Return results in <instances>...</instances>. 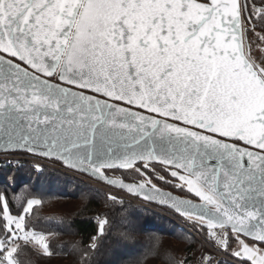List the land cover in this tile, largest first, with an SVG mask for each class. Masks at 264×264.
<instances>
[{"label": "snow or ice", "instance_id": "obj_1", "mask_svg": "<svg viewBox=\"0 0 264 264\" xmlns=\"http://www.w3.org/2000/svg\"><path fill=\"white\" fill-rule=\"evenodd\" d=\"M254 33L264 40V0H0V148L171 200L237 264H264V58L251 54ZM161 172L202 203L165 198L152 182L166 180ZM39 203L14 214L0 195V264H21L31 245L51 255L26 222ZM198 264L217 262L207 253Z\"/></svg>", "mask_w": 264, "mask_h": 264}, {"label": "trees", "instance_id": "obj_2", "mask_svg": "<svg viewBox=\"0 0 264 264\" xmlns=\"http://www.w3.org/2000/svg\"><path fill=\"white\" fill-rule=\"evenodd\" d=\"M161 175L166 180L153 178L157 186L189 197L167 182L173 179L167 172ZM0 195L7 197L14 214L28 200L40 201L26 214V222L29 231L45 236L51 255L31 245L20 252L21 264H180L193 252L203 251L200 241L165 216L124 199L111 203V197L96 187L29 161H0ZM103 219L108 223L100 235L98 225ZM129 231L134 239L124 238ZM93 237L95 250L90 247ZM230 244H234L231 239Z\"/></svg>", "mask_w": 264, "mask_h": 264}, {"label": "built area", "instance_id": "obj_3", "mask_svg": "<svg viewBox=\"0 0 264 264\" xmlns=\"http://www.w3.org/2000/svg\"><path fill=\"white\" fill-rule=\"evenodd\" d=\"M0 161L3 162L5 161V163H10V162H13V161H29L31 163H33L35 166L37 167H47L51 170H55V171H58V172H61V173H64L68 176H71V177H74L76 179H79L83 182H86L102 191H104L106 193V195L108 197H111V196H117V197H122L123 199L126 198V199H129V200H132L134 201L135 203H137L138 205L140 206H143V207H146V208H151L152 210H154L155 212L165 216L166 218L170 219L171 221H174L179 227H181L182 229L188 231L189 233H191L194 237H196L202 244L203 246L213 254V256L215 257V260L216 262H218V260L220 259H225V260H228L230 261L231 263L233 264H237V260H231L229 258L226 257L227 253L225 251H223L221 248H218V247H214V244H213V239L209 237V239L211 240L212 244L209 243V244H206L205 241H203L199 235L195 232H193L190 227H187L185 224H184V219L183 218H178V217H174L172 215H170L169 213L165 212L164 210L165 209H162V208H159V207H156V206H153V205H148V204H145V203H142L140 202L139 200L135 199V198H131L129 196H127L126 194L118 191V190H115L113 188H110L98 181H95L85 175H82V174H79V173H76L74 171H71V170H68L66 169L65 167H63L60 163L58 162H55V161H50V160H47V159H42V158H39V157H35V156H31V155H28V154H24V153H8V154H0ZM121 198V199H122ZM219 231V230H217ZM208 239V238H207ZM208 239V240H209ZM190 264H198V261L196 260H190Z\"/></svg>", "mask_w": 264, "mask_h": 264}, {"label": "water", "instance_id": "obj_4", "mask_svg": "<svg viewBox=\"0 0 264 264\" xmlns=\"http://www.w3.org/2000/svg\"><path fill=\"white\" fill-rule=\"evenodd\" d=\"M8 153H24V154H28V155H31V156L39 157V158H42V159H47V160H50V161L58 162V163H60L63 167H65V168L68 169V170H71V171H74V172H76V173H79V174L85 175V176H87V177H89V178H91V179H93V180H95V181H98V182H100V183H102V184H104V185H106V186H108V187H110V188H113V189H115V190H118V191H120V192L126 194L127 196H129V197H131V198H135V199L139 200V201L142 202V203H145V204H148V205H153V206H156V207H159V208L165 209V210L170 211V212H172L173 214H175V215H177V216H179V217H182V216H180L179 213L176 212V210L171 206V200H169V201H167V202H161V199H160L159 197H157V198H155V199H153V200H147V199H144L142 196L129 195V194L126 192V190H120L118 187L111 186V185H109L107 182L102 181L98 176H93L91 173H85V172H81V171H76V170L69 169L68 167H66L65 165H63V163H62L61 161H59V160H57V159H55V158H45V157H42V156H39V155H33V154H30V153H27V152H22V151H21V152H10V151H4L2 148H0V154H8ZM157 165H159V164H157ZM160 166H161V165H160ZM109 177L112 178V179H118V178H114V177H111V176H109ZM173 179H175V178H173ZM148 187H150V186H148ZM158 188H159V187H158ZM159 189H160V191L164 194V197H165V198H167V197L170 196V197L172 198V200H177V199H189V200L192 201L193 204H196V205H199L200 203H202V202L199 201V200H197V201H196V200H192V199H190V198L182 197V196H180V195H178V194H175V193H173V192H171V191L163 190V189H161V188H159ZM186 191H187V190H186Z\"/></svg>", "mask_w": 264, "mask_h": 264}, {"label": "rangeland", "instance_id": "obj_5", "mask_svg": "<svg viewBox=\"0 0 264 264\" xmlns=\"http://www.w3.org/2000/svg\"><path fill=\"white\" fill-rule=\"evenodd\" d=\"M86 183V182H85ZM155 184V183H154ZM179 188V187H178ZM98 189V188H97ZM100 190V189H99ZM102 191V190H101ZM102 192H104V191H102ZM105 193V192H104ZM106 194V193H105ZM180 196H183V197H186L185 195H180ZM119 198V197H118ZM122 197H120L119 199H121ZM123 199V198H122ZM124 200H126V201H128V202H131V203H133V204H136V205H138L137 203H135L134 201H132V200H129V199H126V198H124ZM110 202L112 203L113 202V200L112 199H110ZM148 209H150L151 211H153V212H155L154 210H152L151 208H148ZM155 213H157V212H155ZM168 213V212H167ZM157 214H159V213H157ZM170 214V213H169ZM160 215V214H159ZM161 216H163V215H161ZM184 224L187 226V227H190V229L193 231V232H195V233H197L198 235H199V237L203 240V241H205V243L206 244H209V243H211L212 244V242H211V240L209 239V237L207 236V232L206 231H204V230H201L200 228H198V227H196L194 224H193V222L191 223V221H189L188 219H184ZM191 234V233H190ZM196 238V237H195ZM209 240H208V239ZM197 239V238H196ZM198 240V239H197ZM199 241V240H198ZM229 243H230V241H229ZM200 244L202 245V247H203V251L202 252H200V253H197V252H193L192 254H191V258H192V260H196V261H199L200 260V258H201V256L202 255H204V254H207V253H211V252H209L204 246H203V244L200 242ZM213 244H215V241H213ZM236 247V245H235V243L233 244V246H232V248H235ZM36 248L40 251V252H43L42 250H40L39 249V246H36ZM227 253V255H226V257L227 258H229V259H231V260H237V258L236 257H234V256H232L229 252H226ZM212 254V253H211ZM213 255V254H212ZM220 261H225V262H227V263H230V264H233V263H231L230 261H228V260H225V259H220V260H218V262H217V264H219V262Z\"/></svg>", "mask_w": 264, "mask_h": 264}, {"label": "flooded vegetation", "instance_id": "obj_6", "mask_svg": "<svg viewBox=\"0 0 264 264\" xmlns=\"http://www.w3.org/2000/svg\"><path fill=\"white\" fill-rule=\"evenodd\" d=\"M249 43L251 44V54L254 57H257V58H264V40H260L258 34L254 33L249 38ZM108 175L111 176V177H114V178H119V174L114 176L111 172H109ZM167 181H171L170 184H172V186H174L176 189H181L179 187V182L176 181L175 179H167ZM157 187H159V186H157ZM159 188H161L163 190H166V189H164L162 187H159ZM184 190L186 191V188H184ZM186 198H190V199L196 200V201L199 200L197 197H195L194 195H191V194H189V197L187 196Z\"/></svg>", "mask_w": 264, "mask_h": 264}]
</instances>
